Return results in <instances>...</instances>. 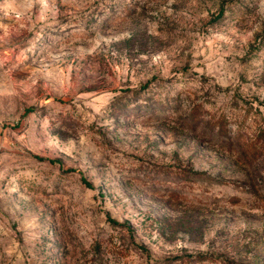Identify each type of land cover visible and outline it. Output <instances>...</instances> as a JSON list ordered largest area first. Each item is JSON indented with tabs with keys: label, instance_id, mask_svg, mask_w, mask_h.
I'll list each match as a JSON object with an SVG mask.
<instances>
[{
	"label": "rangeland",
	"instance_id": "rangeland-1",
	"mask_svg": "<svg viewBox=\"0 0 264 264\" xmlns=\"http://www.w3.org/2000/svg\"><path fill=\"white\" fill-rule=\"evenodd\" d=\"M0 264H264V0H0Z\"/></svg>",
	"mask_w": 264,
	"mask_h": 264
}]
</instances>
